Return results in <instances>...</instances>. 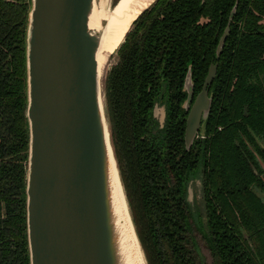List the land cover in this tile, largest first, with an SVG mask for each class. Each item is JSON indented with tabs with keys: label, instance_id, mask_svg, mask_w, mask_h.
Wrapping results in <instances>:
<instances>
[{
	"label": "trees",
	"instance_id": "1",
	"mask_svg": "<svg viewBox=\"0 0 264 264\" xmlns=\"http://www.w3.org/2000/svg\"><path fill=\"white\" fill-rule=\"evenodd\" d=\"M155 0L104 79L111 143L147 264H264V0ZM31 0H0V264H30L26 229L25 36ZM202 134L184 142L210 64ZM163 108V120L154 115ZM200 176L203 214L188 185Z\"/></svg>",
	"mask_w": 264,
	"mask_h": 264
},
{
	"label": "water",
	"instance_id": "2",
	"mask_svg": "<svg viewBox=\"0 0 264 264\" xmlns=\"http://www.w3.org/2000/svg\"><path fill=\"white\" fill-rule=\"evenodd\" d=\"M108 1L110 6L119 0ZM147 1L139 14L155 2ZM237 3L235 0L219 38L216 58L229 34ZM94 10L107 11L102 0H31L25 36L29 130L25 191L30 264H126L112 168L147 264L111 143L105 75L101 83L97 62L108 20L100 18V27H91ZM216 69L217 63L210 64L194 98L190 71L186 74L183 107L187 112V150L197 133H203Z\"/></svg>",
	"mask_w": 264,
	"mask_h": 264
},
{
	"label": "bare ground",
	"instance_id": "3",
	"mask_svg": "<svg viewBox=\"0 0 264 264\" xmlns=\"http://www.w3.org/2000/svg\"><path fill=\"white\" fill-rule=\"evenodd\" d=\"M148 2L147 0H119L114 5L109 6L108 0H102L107 11L94 10L90 20L91 27L99 28L100 18L104 17L108 20L97 54L101 83L109 65L112 63V56L122 42L125 33L129 30L132 22L139 15L141 9L148 5ZM161 112L163 117V110ZM111 177L114 203L122 232V241L125 247L126 264H145L131 228L127 207L123 199L121 188L118 185L114 168L111 170Z\"/></svg>",
	"mask_w": 264,
	"mask_h": 264
},
{
	"label": "rangeland",
	"instance_id": "4",
	"mask_svg": "<svg viewBox=\"0 0 264 264\" xmlns=\"http://www.w3.org/2000/svg\"><path fill=\"white\" fill-rule=\"evenodd\" d=\"M112 1V0H110ZM118 60V57L116 55V53L112 56V63L109 65L107 71L109 70L110 66L114 65ZM106 71V73H107ZM105 73V75H106ZM161 109L160 108H156L155 110V116L156 118L162 122L163 117L160 115ZM199 134L200 131L198 132ZM189 187V195H188V200L190 202V205L192 206L193 211H200L203 214V200H202V192H201V185H200V176L196 175V179H194L193 181H191L188 185ZM202 251L203 254L205 256V261L207 264H213V261L211 259V256L208 254V252L206 251V249L204 247H202Z\"/></svg>",
	"mask_w": 264,
	"mask_h": 264
},
{
	"label": "flooded vegetation",
	"instance_id": "5",
	"mask_svg": "<svg viewBox=\"0 0 264 264\" xmlns=\"http://www.w3.org/2000/svg\"><path fill=\"white\" fill-rule=\"evenodd\" d=\"M157 107H158V108H160V109H161V111L163 110V108H162V107H159V106H157ZM161 113H162V112H160V115H161ZM161 116H162V115H161ZM197 134H198V133H197Z\"/></svg>",
	"mask_w": 264,
	"mask_h": 264
}]
</instances>
